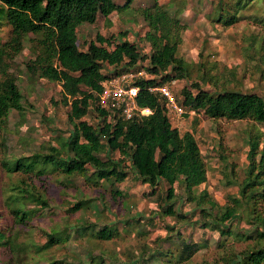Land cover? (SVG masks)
<instances>
[{
  "label": "trees",
  "instance_id": "trees-1",
  "mask_svg": "<svg viewBox=\"0 0 264 264\" xmlns=\"http://www.w3.org/2000/svg\"><path fill=\"white\" fill-rule=\"evenodd\" d=\"M127 1L129 5L133 2ZM159 1L153 0L148 8L140 10L145 22L140 41L150 47L149 54H142L138 44L128 39L127 32L109 37L99 33L81 49L79 27L94 26L99 15L108 19L118 12L114 0H0V145H6L11 133V113L18 114L20 120L26 117L25 95L13 71L16 59L26 50L27 81L31 85L42 81L60 85V101L52 104L67 110L71 127L67 138L60 136L54 144L40 145L29 156L0 159L8 178H17L2 190L1 206L12 219V225L0 222V249H9L6 251L12 256L6 264H73L66 257L48 259L49 254L55 247H67L73 241L80 245L86 235L93 242H110L120 237L117 224L99 226L81 217L92 205L96 211L98 207L94 205L97 199H81L75 204L69 200V183L77 178L91 188H110L114 201L119 196L126 198L119 186L130 178L154 191L159 199V218L170 216L182 228L198 226L219 235L214 264H264V95L243 92V75L236 69L227 71L220 64L209 62L202 52L199 62L193 65L179 56L187 26L178 13L171 14ZM213 2L216 23L231 27L247 19L264 26V0ZM243 12L250 13L246 16ZM5 31L6 39L2 36ZM262 49L260 46V50H254V60L261 57L253 69H261L259 79L264 81ZM248 50L244 48V56H248ZM130 72L147 75L136 79L134 85L140 90L139 110L150 109V115L137 112L126 119L122 109L101 105L100 96L108 82ZM176 81L190 83L175 95V102L183 110V117L195 115V127L200 115L214 122L248 123L244 132L248 147L244 178H236L233 166H229V173L223 172L226 186L237 192L228 194L224 204L206 189L198 190L208 182V168L194 130L181 132L173 127L168 98L150 91ZM89 116L95 121L87 120ZM45 180L63 188L59 204L64 217L49 230L37 224L46 219V211L52 210L54 202L46 187L39 186ZM165 185L168 188L163 190ZM177 190L184 194L186 205L193 206V214L175 210ZM166 202L173 205L171 212L164 206ZM77 214L78 223H74L73 216ZM99 214L96 219L100 220ZM153 220L150 218L145 224L155 225ZM141 221L132 222L139 226ZM130 223L125 226L132 229ZM241 224L255 229L251 233L241 231ZM172 227L166 226L168 233ZM28 228L27 240H23L21 230ZM37 228L45 233V244L29 237ZM181 234L179 230L180 250H142L139 263H134L136 257L131 254L123 259L113 252L89 250L88 264H188L208 247V242H187ZM159 240L172 239L166 236ZM240 242L246 247L236 250L235 244Z\"/></svg>",
  "mask_w": 264,
  "mask_h": 264
},
{
  "label": "rangeland",
  "instance_id": "rangeland-1",
  "mask_svg": "<svg viewBox=\"0 0 264 264\" xmlns=\"http://www.w3.org/2000/svg\"><path fill=\"white\" fill-rule=\"evenodd\" d=\"M213 1H159L160 5L166 7L171 14L178 13L183 24L187 26V30L183 35V44L179 48V56L193 65L199 62V54L202 52L209 62H216L227 71L236 69L240 76L243 75L245 77L243 92H255L264 95V81L259 79L261 69H253V66L258 63L257 61L261 57V55H258V58L256 56L257 59L254 60V50H260V46H262L263 49L260 52L264 53V26L256 25L247 19L231 27L216 23L214 21L217 18L215 16L216 6ZM114 2L119 10L114 12L110 18L106 19L104 16L99 15L96 25L83 24L79 27L78 36L81 49H84L86 41L95 40L99 33L109 37L127 32L128 39L138 44L141 53L149 54L150 47L140 41V36L145 32V22L140 16V10L148 8L153 0H133L130 5L127 0H114ZM249 13L243 12L246 16ZM6 32L2 36L5 37ZM244 48L249 49L246 53L248 56L243 55ZM28 55L29 53L26 50L24 54L16 59L13 66V71L19 78V86L25 95L26 117L25 120H20L18 114L11 113V133L6 138V145H0V159L13 156L20 157L21 155L29 156L40 145L46 147L49 143L54 144L60 136L67 138L69 132H71L67 120V110L52 104V101H60V85L47 81L31 85L27 81L25 62ZM110 70L113 72L112 68ZM107 72L109 73L108 70ZM187 85H190V83L176 81L167 87L175 100V95H178L183 87ZM194 117L195 115L192 114L189 118H186L171 110L173 127L178 128L181 132L194 130L205 158L208 168V182L198 190L206 189L220 204H224L227 201L228 194H236L237 192L236 188L226 186L223 172L229 173L230 167L233 166L236 178L239 180L244 178L248 150L244 132L248 128V123L245 121L227 122L225 120L214 122L200 115L199 123L195 127L193 125ZM87 120L95 121V118L89 116ZM40 151H46V149ZM114 157L118 158V155L115 154ZM226 166L230 167L226 170ZM11 179L13 182L17 180L16 177H11ZM11 179L8 178L0 166V222L9 225H12V219L6 216L1 205L3 204L2 190L6 183H10ZM49 180L39 183L42 188L43 185L46 187L47 193L54 201L51 202L52 210L46 211V219L37 223L46 230H49L51 225L56 222H61L64 217V210L59 204L63 188H58L53 181ZM69 186L71 188H68L67 192L69 200L73 204L81 199H97L94 205L98 207V210L96 211L92 205V208L88 212H83L81 217L84 216L90 222H97L99 226L117 224L121 230V235L110 242H93L90 241L91 236L86 235L80 239V245L73 241L67 247L63 245L55 247L49 254L48 259L61 260L66 257V260L73 264H88L90 253H100L101 250H105L108 254L113 252L123 259L126 254L134 255L136 257L134 263H139L138 255H141L142 250H180L181 240L177 237L179 230H181V238L187 242H195L201 245L208 242V247L197 253L188 264H214L217 261L219 235L203 231L198 226L182 228L176 223L177 220L170 216L163 219L159 218L156 212L160 206L158 205L159 199L149 187H142L129 178L119 186L120 191L126 195V198L119 196L117 201H114L110 188L88 187L82 178L74 179L69 183ZM167 188V185L162 186L163 190ZM177 194H179V197L175 199V210L187 215L193 214L194 208L191 205H186L184 194L179 190H177ZM113 202L116 203L113 204ZM164 206L168 207L170 212L173 210V205L168 202ZM98 214L102 219H96ZM78 217L79 214L73 216L74 223H78V220H76ZM150 218L154 219L153 223L155 225L145 224V221L150 220ZM137 219L142 220L139 226L132 222ZM196 220H199V218L197 217ZM7 221L9 223H6ZM126 222H131L130 228L132 229H129L127 225L125 226ZM166 226H173L174 229L168 233ZM239 227L241 231L245 230L250 233L255 229L246 224H241ZM29 230V228L21 230L23 240H27L25 234ZM142 232L143 236H140ZM32 234L33 236L29 235V237H34L40 244L46 243L45 233L38 228ZM166 236L172 240L168 242L159 240V238L164 239ZM245 247L246 243L240 242L236 243L234 248L242 250ZM6 250L0 249V264H6L12 257L10 252ZM89 250L93 252L89 253ZM71 257H73V261Z\"/></svg>",
  "mask_w": 264,
  "mask_h": 264
},
{
  "label": "built area",
  "instance_id": "built-area-1",
  "mask_svg": "<svg viewBox=\"0 0 264 264\" xmlns=\"http://www.w3.org/2000/svg\"><path fill=\"white\" fill-rule=\"evenodd\" d=\"M145 75V72H130L110 80L100 96L101 105L105 108L122 109L126 119H131L137 112H141L144 116L152 114L150 109L139 110L138 97L140 90L134 85L136 79L146 77ZM150 91L161 92L168 98L171 110L179 115L183 114V110L176 104L167 86L152 88Z\"/></svg>",
  "mask_w": 264,
  "mask_h": 264
}]
</instances>
